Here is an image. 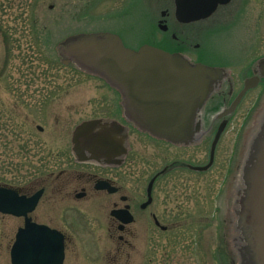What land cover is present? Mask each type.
<instances>
[{"label": "rangeland", "instance_id": "1", "mask_svg": "<svg viewBox=\"0 0 264 264\" xmlns=\"http://www.w3.org/2000/svg\"><path fill=\"white\" fill-rule=\"evenodd\" d=\"M168 9V0H0V184L22 186L31 177L44 175L48 149L68 150L75 125L111 117L112 108L118 107L115 93L102 80L62 63L57 45L75 34L107 31L119 35L128 48L151 45L170 50L174 42L157 27L160 12ZM164 19L194 58L223 67L229 80L213 92V102L202 110V131L193 142H155L133 134V194L145 191L150 177L162 167L170 168L154 191V210L167 231L132 225L137 236L116 261L239 264L233 247L239 236L233 229L235 182L247 143L259 131L264 89L248 92L229 116L211 168L195 172L187 166L207 164L219 125L215 114L231 103L243 79L264 57V0H232L211 18L191 24ZM56 160L62 164L56 168L54 164V173L66 159ZM100 228L97 222L95 230L73 238L69 264L109 262L100 256L98 246L104 238ZM10 230L13 221L0 219V264H7L3 237ZM10 245L11 241L7 252Z\"/></svg>", "mask_w": 264, "mask_h": 264}, {"label": "flooded vegetation", "instance_id": "2", "mask_svg": "<svg viewBox=\"0 0 264 264\" xmlns=\"http://www.w3.org/2000/svg\"><path fill=\"white\" fill-rule=\"evenodd\" d=\"M168 2L171 11L170 9L161 11L160 16L163 18L158 23L163 20V24H166L167 20L164 18L168 17L169 21L174 24L182 25L174 17L173 1L168 0ZM221 7L223 6H219L209 18L214 16ZM162 12H165L164 15ZM169 30L170 28L165 34H169V38L175 43V46L168 51L182 53L193 63L200 62L194 58L193 53L186 50L184 42H178L176 35L170 33ZM260 65L256 62L249 76L243 79L240 91L244 88L247 78L259 76L257 86L249 89L245 95L258 87L261 90L264 89V76H260L262 71L259 68ZM228 80L229 76H226L222 86L228 83ZM106 89L115 93L114 98L119 100L116 101L118 107L113 102L116 107L112 108L113 115L111 117L89 119L96 120L98 123L92 130L82 133L78 138H74L75 129L82 122L89 120H82L75 125L70 134L68 150L54 152L48 149L45 152L44 156L48 157L46 160L48 168L45 167L47 173L44 175L31 177L22 186L0 184V187L14 190L18 201L21 198L31 201L30 209L23 215L0 211V219L13 221V230L8 231L3 237L5 246L2 254H5L7 258V264H13L11 249L15 245H17V251L14 254V264H69V247L73 238L82 232L85 233L88 229L95 230L97 222L98 227L100 225V229L103 230L101 233L104 236L103 245H99L98 248L102 253L100 256H103L104 260L109 259V262L105 261L107 264H110V261H112L111 264H118L119 262L116 261L118 257L126 254V247L132 246L130 239L134 235L137 236L131 229L132 225L140 224L141 227L145 225L147 228L151 226L161 232L167 231V227L161 223L159 214L154 210V191L156 183L169 172L170 168L162 167L150 177L145 191L133 194L130 183L133 163L130 156L133 150L132 136L134 133L139 138L143 137L155 142H170L154 138L136 128L126 116L125 110H122L120 94L108 85H106ZM26 90L30 92L29 89L26 88ZM19 92L18 89H15L17 95ZM211 97L205 107L211 101L213 102ZM202 115L198 114L201 128L204 123ZM216 115L215 121H219V125L223 120L228 121L229 116L217 118ZM36 128L40 132L44 131L40 126ZM59 158L66 159L63 162L64 167L57 168V172L54 173L55 171L52 169L54 164H56L55 168L62 164V162L57 163L56 159ZM189 166L192 165H188V169H190ZM154 176L157 177L152 186L151 196H149L147 187ZM128 220L130 222H127ZM27 222L32 226L29 230L25 229ZM10 241L11 245L7 252L6 248ZM76 262L74 261V263ZM87 264H97V261H89Z\"/></svg>", "mask_w": 264, "mask_h": 264}, {"label": "water", "instance_id": "3", "mask_svg": "<svg viewBox=\"0 0 264 264\" xmlns=\"http://www.w3.org/2000/svg\"><path fill=\"white\" fill-rule=\"evenodd\" d=\"M231 1L173 0L175 19L181 24L198 22L210 17L218 6ZM164 13L162 12L163 15ZM159 28L165 31L167 26L159 25ZM56 50L64 65L74 64L78 69L104 80L116 89L121 95L126 116L136 128L173 144L187 145L196 139L195 134L201 130V122L197 120V116L205 108L209 97L219 87L225 75V70L221 67L194 64L182 54L170 53L151 45H142L137 50L127 48L121 38L111 32L75 34L60 42ZM258 62L261 64L259 68L262 69L260 76H264V58ZM258 80L259 76L246 79L244 88L228 107L216 115L217 118L230 116L244 94L257 86ZM97 123L96 120L82 122L75 129L74 138L92 130ZM226 125L227 121L223 120L217 128L209 162L201 167L189 166L190 169L206 171L212 166L217 143ZM260 132V148L256 157L264 156V124L259 125L258 133ZM242 164L243 167L244 161ZM254 166L250 168L247 182L250 184L252 180H259L255 195H252L251 201L245 198L242 203L238 200L240 207H243L241 219L250 234L249 240H254L259 264H264V158L258 179L253 175ZM156 177L154 176L148 184L149 196ZM239 194L236 192V198H239ZM19 201L14 190L0 187V211L13 215L26 214L31 201L23 198ZM233 216V229H237V216ZM31 227L27 222L25 229L29 230ZM234 231L239 235L235 239L238 244L239 238L243 237L235 229ZM16 251L17 245L11 250L13 264Z\"/></svg>", "mask_w": 264, "mask_h": 264}, {"label": "bare ground", "instance_id": "4", "mask_svg": "<svg viewBox=\"0 0 264 264\" xmlns=\"http://www.w3.org/2000/svg\"><path fill=\"white\" fill-rule=\"evenodd\" d=\"M259 124L260 126L264 124V113L259 119ZM261 134L262 132L258 133L256 135H252L250 140L248 141L247 145V151L244 156V166L242 169L239 171L240 173L237 175L236 182H235V191L239 192V198H236L235 204H234V214L237 216V221H236V228H234L236 231H238L244 240L242 238H239L238 244L235 243L234 241L233 246L236 249V252L239 255L240 258V264H259L258 259H257V254L255 250V243L254 240L251 241L249 240L250 234L247 230V227L245 226L243 219H241V210L243 207H240L239 205V200L240 202L246 198L247 200L250 199L252 200V195L254 197L255 192L257 190L259 180H252L250 184H248V175L249 171L251 170V166H254L253 170V175L255 179H258L260 175V170H261V165L263 162V155H258L256 157V154L259 151L260 145L259 144V139H261ZM239 199V200H238ZM241 239V240H240ZM238 241V240H237ZM242 241V242H241Z\"/></svg>", "mask_w": 264, "mask_h": 264}, {"label": "trees", "instance_id": "5", "mask_svg": "<svg viewBox=\"0 0 264 264\" xmlns=\"http://www.w3.org/2000/svg\"><path fill=\"white\" fill-rule=\"evenodd\" d=\"M175 45V43L174 44H171V46H174Z\"/></svg>", "mask_w": 264, "mask_h": 264}]
</instances>
